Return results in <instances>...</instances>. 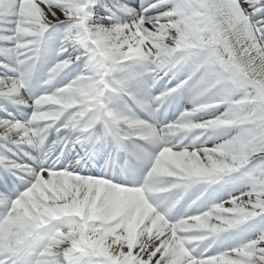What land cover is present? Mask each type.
<instances>
[{"label": "snow or ice", "instance_id": "1", "mask_svg": "<svg viewBox=\"0 0 264 264\" xmlns=\"http://www.w3.org/2000/svg\"><path fill=\"white\" fill-rule=\"evenodd\" d=\"M0 264H264V0H0Z\"/></svg>", "mask_w": 264, "mask_h": 264}]
</instances>
